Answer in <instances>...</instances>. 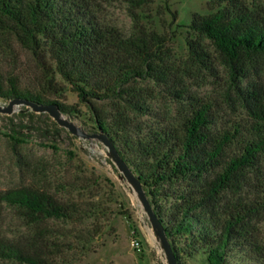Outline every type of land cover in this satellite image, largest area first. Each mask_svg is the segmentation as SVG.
<instances>
[{"label":"trees","instance_id":"16d2710c","mask_svg":"<svg viewBox=\"0 0 264 264\" xmlns=\"http://www.w3.org/2000/svg\"><path fill=\"white\" fill-rule=\"evenodd\" d=\"M221 1L224 6L194 17L189 29L207 39L236 72L241 54H264V20L237 0ZM134 28L125 33L100 23L87 0H0V99L53 103L62 114L76 113L74 105L48 97L63 91L54 80L57 74L140 181L177 264L183 253L179 239L200 248L206 264H228L235 249L254 247L256 253L249 226L255 207L241 195L264 157V116H256L245 134L238 122L216 129L207 104H190L170 124L142 120L151 109L133 83L157 79L155 61L163 63L164 40L155 31ZM188 44L199 47L196 41ZM27 57L38 66V79L27 70ZM226 193L235 199L224 203ZM0 204L20 209L33 222L71 219L77 212L74 203L27 185L0 190ZM0 257L49 264L3 240Z\"/></svg>","mask_w":264,"mask_h":264},{"label":"rangeland","instance_id":"374dc122","mask_svg":"<svg viewBox=\"0 0 264 264\" xmlns=\"http://www.w3.org/2000/svg\"><path fill=\"white\" fill-rule=\"evenodd\" d=\"M103 24L128 33L135 26L155 31L164 40L163 63L155 61L157 79H136L151 116L150 123L179 121L190 104L210 105L216 129L239 123L245 134L256 116H264V54H241L236 72L224 63L212 44L189 29L191 20L224 6L221 0H87ZM239 6L264 20V0H237ZM199 47H189L188 41ZM26 68L38 79L41 72L27 57ZM48 97L74 105L76 113L62 116L86 133L93 128L89 113L69 84ZM6 101L0 99V105ZM108 110L107 104H102ZM253 110L258 114H254ZM260 113V114H259ZM253 183L241 195L255 207L249 221L259 249L232 250L228 264H264V157ZM31 186L74 203V217L31 221L18 208L0 204V240L35 252L49 264H166L137 198L106 155L97 138H78L47 113L23 104L0 112V190ZM235 199L226 193L224 203ZM182 264H206L203 251L178 240ZM189 251V253H188ZM187 252V253H186ZM0 264H24L0 257Z\"/></svg>","mask_w":264,"mask_h":264},{"label":"water","instance_id":"95a60500","mask_svg":"<svg viewBox=\"0 0 264 264\" xmlns=\"http://www.w3.org/2000/svg\"><path fill=\"white\" fill-rule=\"evenodd\" d=\"M23 104L29 107L34 112L47 113L59 126L66 128L70 134L78 138H97L106 148V155L111 159L117 170L120 172L121 177L128 183L130 191L133 192L138 202L141 205L143 212L145 213L149 222L150 228L153 232L155 241L158 244L159 249L162 251L166 264H177L174 253L166 238L162 225L155 216L148 198L142 188L140 181L132 173L125 161L118 155L111 141L101 132L86 133L81 128L73 124L70 120L64 118L57 106L53 103L38 104L32 101L12 98L4 106L0 105V112L11 113L14 105Z\"/></svg>","mask_w":264,"mask_h":264}]
</instances>
